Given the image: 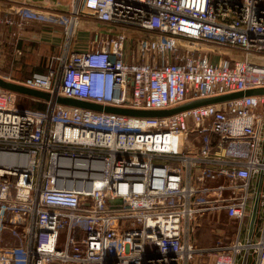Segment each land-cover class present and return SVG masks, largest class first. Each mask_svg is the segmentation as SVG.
<instances>
[{
    "label": "built area",
    "instance_id": "1",
    "mask_svg": "<svg viewBox=\"0 0 264 264\" xmlns=\"http://www.w3.org/2000/svg\"><path fill=\"white\" fill-rule=\"evenodd\" d=\"M82 15L105 28L70 49ZM68 18L19 81L52 97L0 88V264H264V94L168 116L55 100L156 110L264 86V0H70ZM24 20L0 18L17 38ZM204 215L233 232L199 245Z\"/></svg>",
    "mask_w": 264,
    "mask_h": 264
},
{
    "label": "crops",
    "instance_id": "2",
    "mask_svg": "<svg viewBox=\"0 0 264 264\" xmlns=\"http://www.w3.org/2000/svg\"><path fill=\"white\" fill-rule=\"evenodd\" d=\"M69 10L70 0H0V18L27 17L18 29L14 47L13 27L0 22V76L19 82L32 72L45 71L49 56L64 50ZM103 28L90 15H82L74 29L70 49L85 47L93 31ZM16 49L21 50L20 55Z\"/></svg>",
    "mask_w": 264,
    "mask_h": 264
},
{
    "label": "water",
    "instance_id": "3",
    "mask_svg": "<svg viewBox=\"0 0 264 264\" xmlns=\"http://www.w3.org/2000/svg\"><path fill=\"white\" fill-rule=\"evenodd\" d=\"M0 88L11 90L17 93H22L31 97L40 98L44 100H49L52 96L48 91H44L37 88L28 87L26 85H23L22 83L12 81L6 78H3L0 76ZM251 94H264V86L261 87H254L249 88L246 90H238V91H232L220 95H214L206 98L196 99L192 100L183 104H180L175 107L166 108V109H136V108H130V107H121V106H111V105H103L100 103H95L91 101H85L77 98H72L68 96L63 95H57L55 97L56 102L71 105V106H78L93 110H99V111H105V112H114L129 116H168L171 114H174L176 112H179L181 110H185L188 108H192L198 105L202 104H208V103H216V102H222L231 100L234 98H239L243 95H251ZM114 202H120V199H114ZM255 208L256 205H254V209L251 213L252 216H250V223H249V235L248 240L250 239L252 230H253V223L255 219ZM248 251L245 250L243 257H242V264H246Z\"/></svg>",
    "mask_w": 264,
    "mask_h": 264
},
{
    "label": "rangeland",
    "instance_id": "4",
    "mask_svg": "<svg viewBox=\"0 0 264 264\" xmlns=\"http://www.w3.org/2000/svg\"><path fill=\"white\" fill-rule=\"evenodd\" d=\"M16 19V17H15ZM20 19V18H19ZM15 26V25H14ZM12 26L13 30H16L17 26ZM13 41V47L16 45L17 41L16 37H14ZM56 54V53H55ZM236 56L240 55V52L234 51L233 53ZM257 63L264 64V57L261 55H254L252 56ZM30 108L32 109H39L42 110L44 107H39L37 103H33V101L29 102ZM42 108V109H41ZM258 223L256 224V228L259 225L260 218L257 219ZM233 228V222L227 219L225 216L221 215L220 217L216 216H208L204 215L199 219V225L196 227L195 234H194V240L199 244V245H209L210 243L214 242L218 237L225 236L226 234H230ZM243 229H245V225L243 226Z\"/></svg>",
    "mask_w": 264,
    "mask_h": 264
},
{
    "label": "trees",
    "instance_id": "5",
    "mask_svg": "<svg viewBox=\"0 0 264 264\" xmlns=\"http://www.w3.org/2000/svg\"><path fill=\"white\" fill-rule=\"evenodd\" d=\"M33 103H37V104L39 105V107H42V108L45 107V104L42 103V102H33ZM42 108H41V109H42Z\"/></svg>",
    "mask_w": 264,
    "mask_h": 264
}]
</instances>
